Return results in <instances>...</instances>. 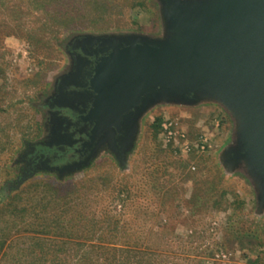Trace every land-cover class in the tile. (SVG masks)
<instances>
[{
	"label": "rangeland",
	"instance_id": "obj_1",
	"mask_svg": "<svg viewBox=\"0 0 264 264\" xmlns=\"http://www.w3.org/2000/svg\"><path fill=\"white\" fill-rule=\"evenodd\" d=\"M164 10L162 0H0V264H82L84 252L92 264H264L263 192L231 157L241 122L217 100L150 104L121 153L107 136L87 161H30L61 138L53 113L77 101L64 86L82 52L169 40ZM158 120L193 147L208 138L206 152L175 154Z\"/></svg>",
	"mask_w": 264,
	"mask_h": 264
},
{
	"label": "water",
	"instance_id": "obj_2",
	"mask_svg": "<svg viewBox=\"0 0 264 264\" xmlns=\"http://www.w3.org/2000/svg\"><path fill=\"white\" fill-rule=\"evenodd\" d=\"M162 2L169 40L100 41L84 53L88 153L107 136L121 153L136 118L158 100L214 99L239 117L231 157L247 164L264 199V0Z\"/></svg>",
	"mask_w": 264,
	"mask_h": 264
},
{
	"label": "flooded vegetation",
	"instance_id": "obj_3",
	"mask_svg": "<svg viewBox=\"0 0 264 264\" xmlns=\"http://www.w3.org/2000/svg\"><path fill=\"white\" fill-rule=\"evenodd\" d=\"M80 56L82 60L79 76L68 86H64V93L67 97L69 98V94H71V97L78 95L77 101L74 105L69 103L66 107L54 109L53 118L59 124L58 135L61 138L56 140L52 147H43L33 153L30 161L34 166L48 161L49 166L61 168L69 164L82 162V158L84 159L89 154L90 156L93 155L94 151L97 150L98 145L89 153L86 148L90 141L94 123L83 118L85 117V109H88L86 107L89 104L85 102L86 100H82V91H84L87 82L85 74L90 65L83 52ZM90 61L93 62V59L91 58Z\"/></svg>",
	"mask_w": 264,
	"mask_h": 264
},
{
	"label": "built area",
	"instance_id": "obj_4",
	"mask_svg": "<svg viewBox=\"0 0 264 264\" xmlns=\"http://www.w3.org/2000/svg\"><path fill=\"white\" fill-rule=\"evenodd\" d=\"M161 139L163 140L166 146H171L173 152L175 154H179V152L188 155V154H204L209 145V139L200 136L196 147L190 145L187 141V136L181 135L177 132L173 123H163L161 125ZM184 143L180 148L177 147L178 144ZM196 168L193 167V170Z\"/></svg>",
	"mask_w": 264,
	"mask_h": 264
},
{
	"label": "trees",
	"instance_id": "obj_5",
	"mask_svg": "<svg viewBox=\"0 0 264 264\" xmlns=\"http://www.w3.org/2000/svg\"><path fill=\"white\" fill-rule=\"evenodd\" d=\"M161 124H162V121L161 120H158L157 121V124H156V128H157V133L161 130ZM171 154V150L169 152ZM192 156L194 155H197L195 153L191 154ZM166 196V194H165ZM167 197V196H166ZM168 198H166L167 200ZM166 203V201H164V204ZM83 217V216H82ZM82 221H86L85 218H82ZM86 223V222H84ZM82 223V224H84ZM83 238V237H82ZM87 240V239H86ZM86 243H82V246H85ZM91 244V243H90ZM72 245H75V244H72ZM43 255H46V254H43ZM94 254L93 253H89V252H84V254H82V264H92V263H95V260H94ZM57 258V257H56ZM97 260V258H95ZM108 262L112 263L115 262V260L111 259L109 260ZM123 262V261H122ZM124 262H127V261H124Z\"/></svg>",
	"mask_w": 264,
	"mask_h": 264
}]
</instances>
